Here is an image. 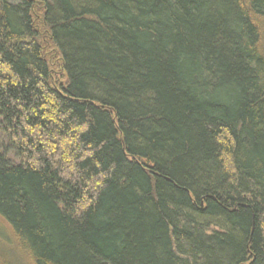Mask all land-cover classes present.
<instances>
[{"label": "trees", "instance_id": "16d2710c", "mask_svg": "<svg viewBox=\"0 0 264 264\" xmlns=\"http://www.w3.org/2000/svg\"><path fill=\"white\" fill-rule=\"evenodd\" d=\"M0 264H264V0H0Z\"/></svg>", "mask_w": 264, "mask_h": 264}, {"label": "rangeland", "instance_id": "374dc122", "mask_svg": "<svg viewBox=\"0 0 264 264\" xmlns=\"http://www.w3.org/2000/svg\"><path fill=\"white\" fill-rule=\"evenodd\" d=\"M13 239L14 236L11 230L0 220V249L5 248L9 250L8 248L12 247Z\"/></svg>", "mask_w": 264, "mask_h": 264}]
</instances>
